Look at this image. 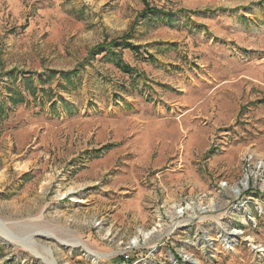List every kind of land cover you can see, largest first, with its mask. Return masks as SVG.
Here are the masks:
<instances>
[{
    "label": "rangeland",
    "instance_id": "1",
    "mask_svg": "<svg viewBox=\"0 0 264 264\" xmlns=\"http://www.w3.org/2000/svg\"><path fill=\"white\" fill-rule=\"evenodd\" d=\"M0 223V264H264V0H0Z\"/></svg>",
    "mask_w": 264,
    "mask_h": 264
},
{
    "label": "bare ground",
    "instance_id": "2",
    "mask_svg": "<svg viewBox=\"0 0 264 264\" xmlns=\"http://www.w3.org/2000/svg\"><path fill=\"white\" fill-rule=\"evenodd\" d=\"M245 180L246 178H244L243 182H241V187H244V184H245ZM241 187H238V190H240ZM0 231L2 232V234H6L7 232L4 230V228L2 227L1 223H0ZM43 234H46V235H51L52 233L51 232H46V231H41ZM10 234V232L8 233ZM53 235V234H52ZM7 236V235H6ZM9 237V236H8ZM18 242H20L21 244H23L31 253H33L34 255H37L43 262H45L46 264H55L54 262V259L49 255H45V254H42L40 251H38L34 244L31 243L30 241H24L23 240H19ZM78 245V244H76ZM84 251L87 253V255H89L90 257L92 258H96V257H99L100 254L88 249V248H85L83 247Z\"/></svg>",
    "mask_w": 264,
    "mask_h": 264
},
{
    "label": "trees",
    "instance_id": "3",
    "mask_svg": "<svg viewBox=\"0 0 264 264\" xmlns=\"http://www.w3.org/2000/svg\"><path fill=\"white\" fill-rule=\"evenodd\" d=\"M109 44H113L115 46L122 45L123 47L129 48L132 51H138L139 50L135 45H132V44L128 43L127 41H122L121 43H118V41L116 39H114V40H111L109 43H106V45H109ZM104 47H105V43L98 44L90 50V53L91 54L100 53L101 51L104 50ZM111 52H113V51H111ZM114 55H117V54H114ZM123 68H126L128 71L132 70V68H130V66L128 64H123Z\"/></svg>",
    "mask_w": 264,
    "mask_h": 264
}]
</instances>
